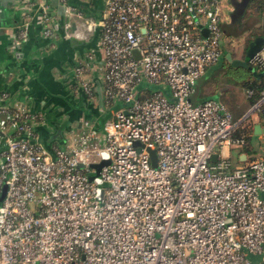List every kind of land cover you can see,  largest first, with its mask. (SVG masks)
Segmentation results:
<instances>
[{
  "label": "built area",
  "instance_id": "1",
  "mask_svg": "<svg viewBox=\"0 0 264 264\" xmlns=\"http://www.w3.org/2000/svg\"><path fill=\"white\" fill-rule=\"evenodd\" d=\"M224 18L223 0H105L88 25L98 57L74 71L89 94L84 76L101 74L112 114L102 131L82 119L66 148L44 146L24 103H0V264H264V160L234 166L247 140L232 112L192 101L223 56ZM249 63L264 69V44ZM253 109L264 118V91Z\"/></svg>",
  "mask_w": 264,
  "mask_h": 264
},
{
  "label": "crops",
  "instance_id": "2",
  "mask_svg": "<svg viewBox=\"0 0 264 264\" xmlns=\"http://www.w3.org/2000/svg\"><path fill=\"white\" fill-rule=\"evenodd\" d=\"M223 1V54L226 59H223V56L221 59L230 65L232 62L227 57L229 53L234 59L247 60L243 53L244 46L234 48L233 43L241 35L240 21L245 20L247 8L239 22H232V0ZM69 3L83 14L68 15L61 0H0V103L12 106L21 102L42 117L43 120L38 123L37 129L41 142L49 150L57 147L58 142L64 141V138H56L55 135L60 132L63 134L65 128L71 127L75 119L79 120L77 130L80 129L84 119L79 114L80 107L89 109L93 120L99 119L100 113L108 114L107 118L109 117V108L105 103L102 107L99 105V90L104 100V81L101 74L93 70L84 76V79L93 85L89 94L74 71L89 52L98 57L96 51L101 30L96 26L90 31L88 25L93 19L98 20L102 16L105 0H69ZM43 6L47 7L55 27L54 35L50 37L43 34ZM262 21L261 17L252 25L259 28L263 24ZM25 23H28V38L20 42L19 31ZM64 24L71 26L66 30L63 28ZM229 29L232 31L226 32ZM220 64L209 67L196 81L192 101L195 104L207 99L222 102L237 121L239 135L249 137L245 149L233 147L228 152L234 166L264 160V118L253 109L249 91L244 89L241 83L234 86L231 83L216 81ZM2 93L9 95L6 101H2Z\"/></svg>",
  "mask_w": 264,
  "mask_h": 264
},
{
  "label": "trees",
  "instance_id": "3",
  "mask_svg": "<svg viewBox=\"0 0 264 264\" xmlns=\"http://www.w3.org/2000/svg\"><path fill=\"white\" fill-rule=\"evenodd\" d=\"M263 19L262 25L259 28H255L254 23H257L260 19ZM250 20H253L252 22ZM242 22V19L241 21ZM240 33H244L245 39L244 43V57L249 63V57H247L246 52L251 41H253L257 36L264 37V0H249L247 5V11L245 13V20L241 23ZM253 27V29H252ZM225 36V35H224ZM223 59H226V55L223 54ZM227 61V60H226ZM254 68L251 70L248 67L240 65L229 66L234 69V72H238L239 82L242 87L252 93L249 94L251 104H255L261 97V93L264 91V69H260L258 66L250 64ZM236 135L239 133L236 131ZM247 142L249 137L246 138ZM247 144L241 148H246Z\"/></svg>",
  "mask_w": 264,
  "mask_h": 264
},
{
  "label": "rangeland",
  "instance_id": "4",
  "mask_svg": "<svg viewBox=\"0 0 264 264\" xmlns=\"http://www.w3.org/2000/svg\"><path fill=\"white\" fill-rule=\"evenodd\" d=\"M236 34H238V32ZM243 36H245L244 33H241L240 37H238V39L235 40L236 42H233L235 45L234 48L239 47V45L244 46L243 41L245 38ZM235 38H237V36ZM224 62L225 61L224 60L222 61V59L219 62V63H221L220 64L221 66H220V70L218 71L219 73H218V76L216 77V81L220 82V83H231L234 86L237 85V83L239 82L238 72H234V69L231 68L229 65L225 64ZM148 86L153 87L150 84ZM79 110H80L79 114H81V118L83 117L84 119H89L94 124V128L96 130H101V129L103 130L108 114L105 115V114L100 113L98 115V116H100V118L93 120L92 119L93 118L92 112H90L89 109H87V108L82 109L80 107ZM111 114H112V111H111V108H109V117L111 116ZM77 122H79V120L75 119L74 121H72L71 127L67 128V129L65 128V131H63L64 141L58 142L57 147L66 148L67 143H69L71 141L73 134L77 131V128H78ZM37 131H38V129H37ZM225 151H226V149H224V152ZM261 257H262V255H259V254H250L249 255V258L256 264L260 263Z\"/></svg>",
  "mask_w": 264,
  "mask_h": 264
},
{
  "label": "water",
  "instance_id": "5",
  "mask_svg": "<svg viewBox=\"0 0 264 264\" xmlns=\"http://www.w3.org/2000/svg\"><path fill=\"white\" fill-rule=\"evenodd\" d=\"M248 3H249V0H242V1L232 0V4H233V8H234L233 12H232V22H239V20L241 19V17H243V14L245 13V10L247 8ZM203 30H204L205 34H207V29L205 27H203ZM263 44H264V37L263 36H257L249 44V47H248L247 52H246L247 57L251 58L256 52H258L261 49ZM227 57L232 62L233 65L245 66V67L250 68L251 70H254V68L252 66H250L246 60L234 59L231 53L227 54ZM98 94H99V105H100V107H102L103 103H104L103 94L100 90H99ZM55 137L56 138H63L62 132L55 135ZM136 144H139V142H136ZM150 153H151V157H152V164L156 167L157 166L156 153L153 150H150ZM212 159H213V161H216L217 160V154H214ZM108 164H110L109 160H102L99 163L92 164L91 167L93 169H95V173L90 175V179L92 180L94 177L98 176L102 167H104L105 165H108ZM79 167H83V165L80 164ZM5 190H6V187H5ZM5 190L2 194V197H4Z\"/></svg>",
  "mask_w": 264,
  "mask_h": 264
},
{
  "label": "flooded vegetation",
  "instance_id": "6",
  "mask_svg": "<svg viewBox=\"0 0 264 264\" xmlns=\"http://www.w3.org/2000/svg\"><path fill=\"white\" fill-rule=\"evenodd\" d=\"M227 31L231 32V31H232V29L226 30V32H227Z\"/></svg>",
  "mask_w": 264,
  "mask_h": 264
}]
</instances>
